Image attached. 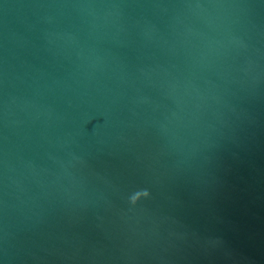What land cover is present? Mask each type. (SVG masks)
I'll use <instances>...</instances> for the list:
<instances>
[{"label": "water", "instance_id": "1", "mask_svg": "<svg viewBox=\"0 0 264 264\" xmlns=\"http://www.w3.org/2000/svg\"><path fill=\"white\" fill-rule=\"evenodd\" d=\"M0 264H264V0H0Z\"/></svg>", "mask_w": 264, "mask_h": 264}]
</instances>
